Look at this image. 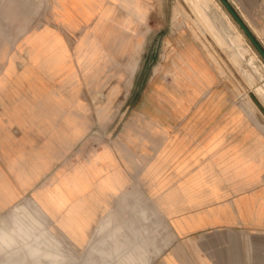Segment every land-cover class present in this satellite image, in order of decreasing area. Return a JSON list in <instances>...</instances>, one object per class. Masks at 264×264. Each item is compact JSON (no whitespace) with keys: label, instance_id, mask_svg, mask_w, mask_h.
<instances>
[{"label":"crops","instance_id":"1","mask_svg":"<svg viewBox=\"0 0 264 264\" xmlns=\"http://www.w3.org/2000/svg\"><path fill=\"white\" fill-rule=\"evenodd\" d=\"M152 2L53 0L47 22L32 26L25 0H0L9 5L0 9V212L29 193L58 233L82 247L81 259L93 257L90 238L103 226L120 231V251L143 248L124 264H264L260 125L230 111L185 123L140 112L141 120L101 124L100 137L84 139L83 117L105 114L89 107L90 97L112 85L115 99L135 76L148 34L137 25L152 19ZM228 2L262 42L255 29L264 25V0ZM193 59V72L212 77L198 74L200 85L210 84L212 73ZM112 246L106 239L98 248Z\"/></svg>","mask_w":264,"mask_h":264},{"label":"rangeland","instance_id":"2","mask_svg":"<svg viewBox=\"0 0 264 264\" xmlns=\"http://www.w3.org/2000/svg\"><path fill=\"white\" fill-rule=\"evenodd\" d=\"M52 1L25 0L24 12L26 18L33 19L30 20L32 26L47 22ZM216 2L236 29L213 0H153L152 19L147 23L138 22L137 25L139 32L145 30L148 34L144 50L137 53L135 76L130 83L119 85V94L115 99L109 98L112 85H107L103 93L90 97L89 107L103 108L105 114L83 117L90 125L84 139L95 141L100 137L103 134L98 130L101 124L141 120L143 117L135 115L140 112L159 113L161 115L152 118L185 123L192 119H199L200 122H210V119L211 122L219 121L225 118L223 113L230 111L242 114L246 122L258 124L264 131V60L220 1ZM232 6L239 10V5ZM8 7L0 5L1 10L6 11ZM236 30L241 36H237ZM255 32L264 48V25ZM182 50L186 59L179 52ZM195 56L199 58L200 67L212 73L213 81L210 84L200 85L196 79L198 74L206 81L212 80V77L204 69L193 72L191 67L195 63ZM120 108L133 111L114 115ZM198 108H215L217 115L193 116ZM28 196L29 193H26L19 202L0 212V264H50L48 253L38 249L45 236L57 242L60 254L71 259L69 264H76L84 253L82 247L66 241L47 217L42 220L40 217L45 214ZM17 223L20 224L18 229L15 228ZM28 229L30 233L26 232ZM105 229L103 226L95 229L87 256H93L90 257L92 259L98 255L104 258L109 256L104 264H124L141 255L143 248L140 243L120 251L126 245L124 242L118 243L120 231ZM41 232L42 236L30 242ZM155 238H158L156 233ZM106 239L112 240L113 246L110 251L101 252L98 246ZM132 239H138V235L128 238Z\"/></svg>","mask_w":264,"mask_h":264},{"label":"bare ground","instance_id":"3","mask_svg":"<svg viewBox=\"0 0 264 264\" xmlns=\"http://www.w3.org/2000/svg\"><path fill=\"white\" fill-rule=\"evenodd\" d=\"M216 5L219 7V9L222 11V13L224 14V16L228 19L229 23L236 29V27L234 26V24L230 21L229 16L226 14V12H224V10L220 7V5L216 2V0H213ZM197 2V1H196ZM212 26V25H211ZM237 32V36H241V33L236 30ZM243 52V51H241ZM253 55L256 56L255 52L252 51ZM262 91V90H261ZM260 91V93H261ZM31 207V206H30ZM35 208V207H34ZM40 217V216H39ZM46 215L43 217H40L42 220L45 219ZM20 224L17 223V225L15 226V228H19ZM26 232L30 233V230L28 229ZM40 236H42V232L41 235H37L36 237H34L33 239H31L30 242H34L36 241ZM9 241V240H8ZM56 241V240H55ZM58 241V240H57ZM7 242V241H6ZM59 242V241H58ZM99 242V241H98ZM102 243V240L100 241ZM3 243V242H2ZM68 247V246H67ZM59 246L57 244V242H54L52 239H50L48 236L44 237L43 240V244L39 245L38 249L42 250V251H46L48 253L49 258L51 259V263L50 264H63L65 262V264H69V262L71 261L70 258L68 257H63L59 251ZM37 249V250H38ZM67 249V248H65ZM36 250V249H35ZM102 252V251H101ZM111 253V252H110ZM71 255V254H70ZM69 255V256H70ZM72 256V255H71ZM80 261V262H79ZM76 264H104V260H102L99 257H95V258H89V259H80L77 260Z\"/></svg>","mask_w":264,"mask_h":264},{"label":"water","instance_id":"4","mask_svg":"<svg viewBox=\"0 0 264 264\" xmlns=\"http://www.w3.org/2000/svg\"><path fill=\"white\" fill-rule=\"evenodd\" d=\"M219 1L223 5V7L226 9V11L229 13V15L232 17V19L237 24V26L241 29V31L246 36V38L249 40V42L256 49V51L258 52V54L264 60V48L258 42V40L254 36V34L251 32V30L244 23V21L241 19V17L237 13V11L234 9V7L228 2V0H219Z\"/></svg>","mask_w":264,"mask_h":264}]
</instances>
